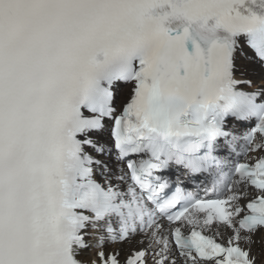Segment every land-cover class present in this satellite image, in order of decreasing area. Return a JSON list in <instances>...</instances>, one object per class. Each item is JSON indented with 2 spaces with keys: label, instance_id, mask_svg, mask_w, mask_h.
Masks as SVG:
<instances>
[{
  "label": "snow or ice",
  "instance_id": "6c2138e0",
  "mask_svg": "<svg viewBox=\"0 0 264 264\" xmlns=\"http://www.w3.org/2000/svg\"><path fill=\"white\" fill-rule=\"evenodd\" d=\"M0 264H264V0H0Z\"/></svg>",
  "mask_w": 264,
  "mask_h": 264
}]
</instances>
